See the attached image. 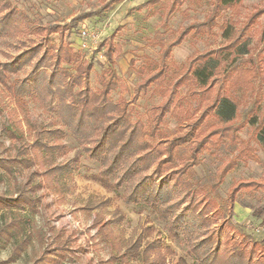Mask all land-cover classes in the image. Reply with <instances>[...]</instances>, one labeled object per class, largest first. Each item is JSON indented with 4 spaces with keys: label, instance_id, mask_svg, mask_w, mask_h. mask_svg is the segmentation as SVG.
I'll use <instances>...</instances> for the list:
<instances>
[{
    "label": "trees",
    "instance_id": "obj_1",
    "mask_svg": "<svg viewBox=\"0 0 264 264\" xmlns=\"http://www.w3.org/2000/svg\"><path fill=\"white\" fill-rule=\"evenodd\" d=\"M122 1L110 0L104 9ZM163 1L149 0L144 6H156ZM168 1L165 27L184 0ZM212 3L214 7L204 22L181 28L170 41L156 37L158 60L139 67L143 79L136 86L132 99L153 85L163 98V102L153 108L152 123L147 127L134 117L125 98L114 100L112 97L113 92L122 87L115 69L116 62L126 56L120 44L114 43L112 38L98 44L97 50L103 51L109 66L99 76L100 88L93 89L88 81L93 65L72 48L71 25L37 24L11 0H0V40L38 38L11 58V62L0 63V84L3 85L7 84L9 75L30 68L24 79L8 87L14 108L4 133L11 141H20V146L15 155L0 158V170L14 173L34 169L26 186L17 194H0V210L35 207L37 200L33 193L43 188L57 190L62 179L81 169L80 157L57 161L66 154L63 139L68 133L82 147L87 159L100 164L98 172L87 177L109 192L123 190L121 198L126 204L153 208L171 236L175 229H181L194 259L192 264H264V245L247 241L242 234L241 240L235 235L240 232L224 219L227 213L233 215L241 193H260L261 205L246 206L252 208V215L264 224V173L260 180L236 182L222 202L218 194L228 173L241 161L257 159L250 139L240 136L247 125L253 129L251 138L264 151V93L256 86L263 70L252 62H239L233 57L264 16V6H256L235 31L228 30L227 42L220 49L190 56L178 74L170 75L175 47L188 36L212 34L218 25L217 19L225 10L236 9L240 14L243 7L242 0H212ZM54 35L58 36L57 42L52 38ZM229 56L233 58L227 63ZM212 60L219 65H210ZM134 64L135 61H131V66ZM186 86H190L200 103L196 117L189 124L181 125L179 133L162 147L153 139L165 112L170 105L177 104L175 99ZM239 95L251 99L242 111L239 110ZM29 101L36 102L66 131L61 127L48 128L33 120ZM210 119L218 120L219 126L212 127L209 132L203 131L202 127ZM193 138L190 154L182 161L174 149ZM225 140L236 146L237 154L218 167L214 183L205 184L196 179L193 170L201 163L202 153L208 145L216 146L217 141ZM120 222L121 219L115 220V223ZM174 254L160 240L144 243L140 235L124 250L117 248L110 262L130 264L131 260L138 259L141 264H169L167 257ZM60 262L56 260L52 264Z\"/></svg>",
    "mask_w": 264,
    "mask_h": 264
},
{
    "label": "rangeland",
    "instance_id": "obj_2",
    "mask_svg": "<svg viewBox=\"0 0 264 264\" xmlns=\"http://www.w3.org/2000/svg\"><path fill=\"white\" fill-rule=\"evenodd\" d=\"M11 1L37 24L72 26L69 38L72 48L93 65L88 78L93 89L100 88L99 76L103 69L109 66L103 51L97 50L98 44L111 38L114 43L120 44L126 51V56L116 62L115 69L121 78L122 87L114 91L112 97L114 100L125 98L134 117L141 119L147 127L152 123L153 108L163 102L158 88L150 86L135 100L132 98L136 86L143 79V75L138 72L139 67L159 58V47L154 45L155 38L162 37L170 41L181 28L204 22L214 7L212 0H184L170 16L165 27L168 0L148 7L144 4L149 0H123L109 9H104V6L110 0ZM242 6L240 14L236 9L225 10L217 19L218 25L212 34L188 36L181 45L175 47L172 51L170 75L178 74L190 56L220 49L227 42L228 30L233 32L239 28L241 22L256 6H264V0H242ZM86 14L91 16L84 17ZM231 34L230 31L228 35ZM52 38L55 42L58 41L57 35ZM35 41H38V38H9L6 42L0 40V63L11 62V58L29 48ZM233 57L236 61H248L262 67L261 78L256 80V86L257 89L262 88L264 93V16L240 44ZM233 57L229 56L227 63H230ZM131 61H135L133 66ZM209 64L217 67L219 62L212 60ZM29 71L30 68L27 67L19 74L9 75L7 84H0V158L15 155L20 146V141H11L4 133L14 108L8 87L17 80L24 79ZM192 92L190 86L180 89L178 98L175 99L178 100L177 104L170 105L169 110L165 112L158 134L153 139L155 143L159 142L162 147L165 146L166 142L179 133L181 125L185 126L194 120L200 103ZM249 100L239 97L240 111L249 104ZM29 110L32 119L37 123L48 128L61 127L52 116L43 112L36 102L29 101ZM199 112L200 110L198 114ZM219 124L218 120L210 119L202 130L209 132ZM61 128L66 131V128ZM252 133L253 129L247 125L240 136L250 139L257 159L241 161L228 173L224 183L218 188L221 202L227 198L228 192L239 180H260L263 176L264 151L251 138ZM195 138L175 147L174 151L180 155L182 161L188 158ZM63 142L67 151L57 161H67L77 156L81 159V169L71 177L62 179L57 190L43 188L33 193L37 200L35 207L0 210V264H52L56 260H61L59 264H113L110 258L117 252V248L124 250L140 235L144 238V243L160 240L164 247H169L175 253L168 255L169 264L193 263L194 259L189 246L183 240L181 229H175L174 236H171L165 229V222L158 218L153 208L126 204L121 198L123 190L118 193L109 192L99 183L89 179L87 176L97 173L100 164L87 159L82 147L68 133ZM217 142L216 146L208 145L200 156L201 163L193 170L195 178L205 184L214 183L218 167L238 152L236 146L228 140ZM33 170L8 173L1 169L0 194H17L26 186ZM261 203L260 193L243 192L239 195V202L235 204L233 215L227 213L224 219H228L234 225L235 231L240 232V235H235L241 240L242 234L246 236L247 241L264 245V224L252 215L253 209L247 207H257ZM117 219H121V222L115 223ZM148 229L151 232H145ZM130 264L141 263L140 260L133 259Z\"/></svg>",
    "mask_w": 264,
    "mask_h": 264
}]
</instances>
